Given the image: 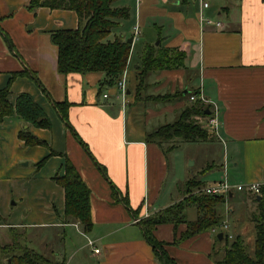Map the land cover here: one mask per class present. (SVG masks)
I'll return each mask as SVG.
<instances>
[{"label": "crops", "instance_id": "0c3cea01", "mask_svg": "<svg viewBox=\"0 0 264 264\" xmlns=\"http://www.w3.org/2000/svg\"><path fill=\"white\" fill-rule=\"evenodd\" d=\"M121 1L117 7H128L131 15L114 28L111 37L133 38L127 68L120 76L126 80L125 94L117 85L120 78L108 85L103 72L59 73L58 47L51 32L77 29L76 11L30 9L31 0H0V28L13 44L0 32V88L15 73H34L41 85L29 75H18L9 101L15 105L20 94L28 93L51 121L50 128H38L15 113L0 124V182L31 180L46 203L38 210L37 221L6 226L61 228L64 234L73 226L89 246L100 249V264H165L146 239L140 221L182 204L184 222L162 223L154 230L171 264H218L226 248L217 251L212 229L180 239L199 215L196 205L187 202V184L193 180L204 184L207 176L212 183L227 178L232 184L264 185V0ZM153 44L184 50L185 65L152 71L141 84L144 50ZM187 67L195 71L196 79L187 78ZM189 90H199L217 105L220 135L228 141L219 170L212 169L216 158L207 155L206 164L183 179L171 174L165 143L150 141L148 135L178 120L192 103ZM178 92L183 94L174 100L160 98ZM63 101L72 103L70 127L55 106ZM24 130L47 145H27L20 138ZM197 144L210 146V153L218 146L217 142ZM66 157L91 190L94 225L90 232L66 217L65 190L53 179L64 174Z\"/></svg>", "mask_w": 264, "mask_h": 264}, {"label": "trees", "instance_id": "16d2710c", "mask_svg": "<svg viewBox=\"0 0 264 264\" xmlns=\"http://www.w3.org/2000/svg\"><path fill=\"white\" fill-rule=\"evenodd\" d=\"M115 1L117 0H31L30 9L49 7L52 9L74 10L80 19V26L77 29H59L51 32L52 42L58 47L59 73L67 75L94 71L103 72L106 75L105 83L108 85H114L124 73L131 53V43L122 36H116L112 39L111 35L114 28L118 27L122 20L130 17L131 12L128 7L114 6ZM0 32L4 34L1 28ZM4 37L12 47L13 44L8 35L4 34ZM186 58L187 53L179 48L148 45L144 50L140 68L141 84L152 71L184 67ZM22 74L31 76L40 84L38 77L28 70L23 73H15L10 78L8 85L0 88V124L5 117L16 113L35 127L50 128L51 121L49 117L30 94H20L15 105L9 101L11 84L16 76ZM182 94L183 92L166 94L160 96V98L172 100ZM192 94L199 96L200 92L199 90L193 92L189 90L188 95L191 96ZM71 105L72 103L68 101L55 102L57 111L69 127L68 116ZM207 108L209 107L205 106L200 99H196L181 112L178 120L162 125L151 132L148 139L162 144L164 141L176 137L184 141H201L212 138L214 134H211V131L193 119L195 116H207L205 114ZM20 138L29 146L47 145L45 141L33 135L29 130L21 131ZM79 140L83 143L80 138ZM46 159L44 158L39 166ZM99 165L105 173L104 166ZM64 168V174L56 175L53 179L65 190V215L78 221L86 232H90L94 225L91 190L68 157H66ZM202 185L203 183L197 180L190 181L187 184V202L196 205L199 215L196 221L188 224V229L180 239H186L200 232L210 230L222 221L218 207L224 202V196L192 193L193 187L197 186L199 188ZM116 192L118 193V191ZM254 196L258 202V210L253 213L257 233L254 254L251 255L248 252L247 245L242 237L237 236L231 244L227 245L225 255L217 262L218 264H264V185L261 187V193ZM259 196L261 197L260 200H258ZM126 205L130 207L127 202ZM181 206L182 204L170 207L164 212L154 214L140 221L146 239L154 248L159 260L165 264H171L172 262L163 249V242L155 237L154 230L156 226L162 223L184 222ZM5 251L12 255L9 256L6 262L0 259V264H65L63 260L62 262L49 260L42 253L21 242L15 234L13 235V243L6 244Z\"/></svg>", "mask_w": 264, "mask_h": 264}, {"label": "rangeland", "instance_id": "374dc122", "mask_svg": "<svg viewBox=\"0 0 264 264\" xmlns=\"http://www.w3.org/2000/svg\"><path fill=\"white\" fill-rule=\"evenodd\" d=\"M120 4H122L121 0L114 2V6H120ZM158 41L159 40L155 43L157 44ZM186 69L189 71L187 78L192 80L193 78L196 79L197 74L195 71H192V69L188 67ZM198 84H200V81H198ZM128 96L131 97L130 95ZM204 104L214 109L213 104ZM214 115L215 112L207 116H195L193 119L211 131L208 125L210 120L209 117ZM218 117H220L219 114ZM227 141V138H221L217 135L201 141H184L178 137L169 141H164L165 145L168 147L167 152L169 153L168 156L171 162V174H177V176H181L185 179L187 173H197L200 167L206 164L207 155H212L216 158V162L213 161L215 166L212 169L219 170L222 155L227 152ZM203 142H217L218 146H215L216 149H212V153H210V146L202 147L197 144ZM195 159L198 160L197 164L193 163ZM26 162L27 161L21 162V164H19V169H22V165ZM206 179L207 182L200 187V190L212 183L211 178L206 176ZM216 181L222 180L217 179ZM33 186H35V182L31 180H29V182L18 180L0 182V221L4 223L3 226H0L1 261L6 262L9 256L12 255L11 253H6L5 250L6 244L13 243V235L15 234L19 237L21 242L42 253L51 261L62 262V260L66 259L65 264H100L102 256L97 255L94 248L87 244V238L73 226L67 227L65 234L61 228H39L34 226H28L27 228H12L11 226H6L7 224L33 223L39 219L38 210L42 206L44 207L46 203L45 200H42L40 196H38ZM198 190L199 189L196 190L195 188L192 193L203 194L199 193ZM235 193L234 197L224 196V202L218 207L219 213L221 215L223 214V220L220 224L216 225L218 230L212 232L216 236V248L218 252H221V250L223 251V249H225L228 244H231L237 236H241L247 245L248 252L253 255L257 236L253 213L258 210V202L255 200V196L252 193L245 191L242 193L235 191ZM228 207H234L235 211L229 212V209H227ZM225 225L228 227L225 228ZM219 232L225 233L226 237L223 240L217 239Z\"/></svg>", "mask_w": 264, "mask_h": 264}, {"label": "built area", "instance_id": "2783aa9c", "mask_svg": "<svg viewBox=\"0 0 264 264\" xmlns=\"http://www.w3.org/2000/svg\"><path fill=\"white\" fill-rule=\"evenodd\" d=\"M205 7H208L209 4L208 2H204L203 4ZM220 24V22L218 23ZM118 87L121 89V91L125 94L126 93V80L124 77H121L118 82H117ZM107 94H104V97H107ZM191 101H195L196 99H200L203 103H210L214 105V109H211V114L215 112V115L212 117H209V127L211 129V134L217 135L219 137H221L220 135V121H219V109L217 107L216 104L211 103L206 97L199 95L196 96L194 94H192L190 96ZM261 187L262 184L261 183H247V184H232L231 182H229L226 179L222 180V181H218V182H214L211 183L207 186H205L203 189H199L198 192L199 193H203V194H207V195H213V196H229L230 193H234L235 191H245V192H249L252 193L254 195L256 194H260L261 193ZM225 228H227L228 226L225 225ZM212 230L214 232H216L218 230V227H214L212 228ZM90 244H93L92 241H90ZM96 253L100 252V249L96 248L94 250Z\"/></svg>", "mask_w": 264, "mask_h": 264}, {"label": "water", "instance_id": "95a60500", "mask_svg": "<svg viewBox=\"0 0 264 264\" xmlns=\"http://www.w3.org/2000/svg\"><path fill=\"white\" fill-rule=\"evenodd\" d=\"M132 40H133V38L131 37V38H129L128 42H129V43H132ZM186 93H187V90L184 91V94H186ZM205 114H206V115L211 114V110H210V108H207V109H206ZM229 196L232 197V196H233V193H230ZM260 199H261V197L259 196V197H258V200H260ZM217 237H218L219 240H223V238H224V233H223V232H220V233L217 235Z\"/></svg>", "mask_w": 264, "mask_h": 264}]
</instances>
